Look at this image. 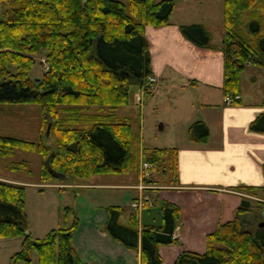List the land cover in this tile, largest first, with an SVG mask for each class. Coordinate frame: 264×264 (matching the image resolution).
<instances>
[{
    "label": "trees",
    "instance_id": "obj_1",
    "mask_svg": "<svg viewBox=\"0 0 264 264\" xmlns=\"http://www.w3.org/2000/svg\"><path fill=\"white\" fill-rule=\"evenodd\" d=\"M173 7L172 0H128L127 4L117 0H0V104L38 105L41 126H48L54 138V147H49L40 137L31 141L0 136V158L11 157L16 150L38 154L43 159L39 178L47 182L137 170V136L128 120L116 118L115 110L128 105L131 85L149 94L150 84H145L152 71L145 27L169 25ZM178 29L195 47L211 48L209 33L201 24ZM219 51L223 94L233 96L240 91V75L247 63L264 69V0H223ZM40 55L47 69L40 78L31 79L34 57ZM91 107H98V112H91ZM102 108L107 110L100 112ZM250 129L264 133V113ZM187 137L192 142L206 141V124L192 123ZM143 158L160 175L162 184H176V149L143 150ZM48 167L62 177L54 176ZM262 171L264 176V165ZM153 180L146 183H156ZM242 189L255 193L261 188ZM24 199L22 185L0 181V238H23L11 264H30L32 252L37 254V264H83L72 245L76 217L68 226L33 240ZM247 211L240 207L232 221L208 234L204 253L184 251L175 264H264V226L245 231L240 216ZM106 212L108 236L130 250L140 245L141 264H162L158 246L174 242L177 206L164 202L161 224L143 225L140 231L135 211L126 226L119 222L120 207H108Z\"/></svg>",
    "mask_w": 264,
    "mask_h": 264
},
{
    "label": "crops",
    "instance_id": "obj_2",
    "mask_svg": "<svg viewBox=\"0 0 264 264\" xmlns=\"http://www.w3.org/2000/svg\"><path fill=\"white\" fill-rule=\"evenodd\" d=\"M191 6L190 3L185 4L182 10L191 12ZM179 10L174 3L169 25L159 28L145 27L151 56V78L154 81L149 85V94L140 91L141 99L147 96L151 102L161 93L170 97L174 119L166 145L160 149H176L177 182L171 188L188 195L194 191L216 194L221 192L236 194L247 200L251 195L246 194L242 188H261L257 189L258 193L264 190V133L250 129V124L264 113V69L247 63L240 75V101L234 105H225L222 88L223 56L219 51L221 39L217 43L210 39L211 48H197L192 45L182 37L178 27L201 24L206 29L205 23L184 22L183 19L173 21ZM148 84L147 80L145 85ZM175 92L177 93L174 94ZM154 106L157 108V103ZM196 121L204 122L208 128V137L204 142H192L187 137L189 126ZM165 128L166 123H162L159 130L163 131ZM47 129L46 135H49V128ZM138 152L142 156L139 157L138 170L134 171V177L129 176L130 173L121 174L128 175L123 179L100 178L102 175H98L88 179L92 180L90 185L75 183L73 189L128 190L131 193V203L146 191L158 190L159 186L155 187L151 183L147 184L154 189H146L145 193L134 188L140 183L141 159L144 162L143 150L138 149ZM155 171L152 170L151 177L156 174ZM9 183L23 186L25 182L11 180ZM65 188L68 187L63 189ZM253 198L257 199L255 196ZM164 201L179 208L180 218V203L166 199ZM106 202L109 205L101 207L103 210L88 217L85 222L79 220L77 224L72 245L79 260L83 264H141L140 245L136 250L127 249L105 233L106 209L111 206L120 207L109 199ZM130 202L125 209L120 207L119 222L125 226L129 223V215L135 211ZM149 208L147 206L135 211L139 231L143 225L148 224L144 221L142 211ZM68 222L67 218L66 223ZM154 223L160 225L161 219ZM180 233L181 227L176 224L174 242L182 240ZM169 249L166 245L158 246L162 264H175L177 257L184 252L182 248Z\"/></svg>",
    "mask_w": 264,
    "mask_h": 264
},
{
    "label": "rangeland",
    "instance_id": "obj_3",
    "mask_svg": "<svg viewBox=\"0 0 264 264\" xmlns=\"http://www.w3.org/2000/svg\"><path fill=\"white\" fill-rule=\"evenodd\" d=\"M117 1L128 3V0ZM153 1L158 2L160 0ZM172 1L180 9L177 11L178 13H175L173 21H181L182 19L184 22L191 23L203 21L209 32L211 42H219L223 35V0ZM189 3L192 4L191 12L182 10L185 4ZM34 60L35 65L29 74L31 79L40 78L47 69L44 55L35 56ZM140 91L142 93L140 86L131 85L128 105L116 109L115 116L119 120H128L132 132L137 136L135 150L146 151L163 148L171 133V125L174 119L173 109L169 102L170 97L161 93L155 95L156 98L154 97L151 102L147 96L141 99ZM156 103L157 108L154 106ZM97 109L98 107H91V112H98ZM105 110L107 109L102 108L100 112ZM40 121V108L38 105L0 104V136L17 137L31 141H36L40 137L44 145L54 147L53 136L51 134L46 135L48 126H41ZM162 123H166V128L160 131ZM138 156L141 158L142 154ZM139 157L138 159H140ZM42 160L38 154L22 150H16L11 157L0 158L1 182L9 183L11 180L25 182L23 184L25 188L24 211L27 216L28 232L33 240L42 239L50 230L71 224L73 217H76L77 224H79V220L85 222L88 217H93L97 212L103 210L101 207L109 205L106 202L108 199L114 205H119L123 209L128 206L131 199V193L128 190L73 189L75 183L90 185L92 180L41 181L38 170ZM16 163L22 165L18 164L17 169H11V166ZM134 174L133 170L129 176L134 177ZM127 177L128 175L100 176V178L120 179ZM151 178H154L153 182H156L151 184L155 187L159 186V188L158 190L146 191V193L144 191L146 196L149 197L150 206L149 209L142 211L144 221L148 222L147 225L155 224V221L161 219L160 211L163 203L166 202L165 199L180 203L181 206V216L177 221V225L181 227L182 240L166 245L170 247L169 250L176 247L182 248L183 251L204 253L206 235L213 233L220 224L232 221L237 214V210L241 207V202L246 200V198L244 199L236 194L221 192L216 194L215 192L194 191L188 195L181 190L171 188L172 186L168 183L162 184L160 175L154 174ZM138 186L134 188L138 190ZM64 187L68 188L63 189ZM59 189L63 190L60 191ZM245 193L251 196L247 199L249 202L248 211L240 216L243 223L242 228L245 231L258 230L260 223H263L264 226V190L260 193L257 191L255 193ZM67 218L69 219L68 224L66 223ZM22 239V237L0 238V264H11V257L21 250ZM18 264L23 263L19 262ZM30 264H37V254L35 252H32Z\"/></svg>",
    "mask_w": 264,
    "mask_h": 264
},
{
    "label": "built area",
    "instance_id": "obj_4",
    "mask_svg": "<svg viewBox=\"0 0 264 264\" xmlns=\"http://www.w3.org/2000/svg\"><path fill=\"white\" fill-rule=\"evenodd\" d=\"M154 81L153 78L148 79V83L152 84ZM142 93L144 94V89L142 88ZM240 101V96L238 94H235L233 96L230 95H224L223 97V103L227 106L234 105L237 102ZM140 183L138 184V190L139 191H144L148 188H153L152 186L148 185L146 183L147 179L151 177V172H152V167L148 162H142L140 165ZM149 206V197H147L145 194H141L135 201L131 203V207L135 211H139L144 207ZM172 240H175L174 235L172 236Z\"/></svg>",
    "mask_w": 264,
    "mask_h": 264
},
{
    "label": "water",
    "instance_id": "obj_5",
    "mask_svg": "<svg viewBox=\"0 0 264 264\" xmlns=\"http://www.w3.org/2000/svg\"><path fill=\"white\" fill-rule=\"evenodd\" d=\"M48 170H49V172L52 173L54 176H56V177H62V176H60V175H58V174H55L53 171H51L49 167H48ZM241 207H243V208H247V207H249V202H248L247 200H243V201L241 202ZM258 226H259V227H262V226H263V223H260Z\"/></svg>",
    "mask_w": 264,
    "mask_h": 264
},
{
    "label": "bare ground",
    "instance_id": "obj_6",
    "mask_svg": "<svg viewBox=\"0 0 264 264\" xmlns=\"http://www.w3.org/2000/svg\"><path fill=\"white\" fill-rule=\"evenodd\" d=\"M148 189H154V187L153 188H148ZM176 240V239H175Z\"/></svg>",
    "mask_w": 264,
    "mask_h": 264
}]
</instances>
